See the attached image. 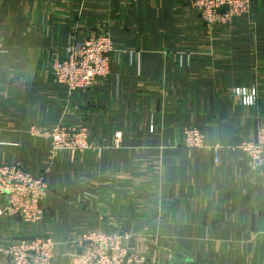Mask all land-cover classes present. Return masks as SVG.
<instances>
[{
  "label": "crops",
  "instance_id": "0c3cea01",
  "mask_svg": "<svg viewBox=\"0 0 264 264\" xmlns=\"http://www.w3.org/2000/svg\"><path fill=\"white\" fill-rule=\"evenodd\" d=\"M192 1L0 0V30L22 39L6 48L26 56L28 77L56 83L51 66L69 38L103 31L115 52L101 82L120 93L102 98L103 118L92 122V142L106 151L102 176H89L85 193L78 186L49 193L37 224L0 218V264L7 261L2 250L21 237L52 234V264H69L91 230L137 225L143 229L133 231L132 246L140 264H264V171H249L240 148L264 126V0L212 34ZM187 54L191 64L181 65ZM240 87L258 89L256 106L242 105L233 94ZM0 118L16 120L13 112ZM191 126L204 132L206 148L181 146Z\"/></svg>",
  "mask_w": 264,
  "mask_h": 264
},
{
  "label": "built area",
  "instance_id": "2783aa9c",
  "mask_svg": "<svg viewBox=\"0 0 264 264\" xmlns=\"http://www.w3.org/2000/svg\"><path fill=\"white\" fill-rule=\"evenodd\" d=\"M254 0H193L191 7L201 17L204 28L212 34L216 28L232 24L234 19L249 16ZM228 7V10H224ZM115 45L107 32L75 40L71 36L65 47V56L54 60L51 74L55 81L65 86L68 92L92 89L111 73L112 54ZM0 54L8 55L5 38L0 33ZM183 56L181 65L191 64V55ZM233 94L241 100L243 106L257 105L259 92L256 87L234 88ZM151 130H154L153 125ZM29 135L46 138L50 141L54 154L62 151L84 153L105 148L89 142L90 133L86 128L55 126L52 130L34 128ZM121 134L116 135L117 147ZM205 135L199 127L191 126L183 130L181 146L188 151L206 148ZM247 158L249 171H264V126L258 130L257 140L244 142L240 146ZM214 148V152H218ZM48 196V184L45 175L35 176L24 169L22 163H8L0 160V218H18L32 225L45 217L42 208ZM133 231H103L99 229L86 233L79 241L81 253H73L69 264H140V254L132 246ZM56 241L52 234L35 237L33 240L16 241L2 252L7 257L4 264H52L56 256Z\"/></svg>",
  "mask_w": 264,
  "mask_h": 264
},
{
  "label": "rangeland",
  "instance_id": "374dc122",
  "mask_svg": "<svg viewBox=\"0 0 264 264\" xmlns=\"http://www.w3.org/2000/svg\"><path fill=\"white\" fill-rule=\"evenodd\" d=\"M68 1L74 4L78 1L83 3L86 0ZM86 6L87 4L84 7ZM100 25L103 24L98 23V26ZM0 33L4 34L8 48L15 42L18 44L21 42L22 45L21 37L9 38L7 31L3 30H0ZM25 60L26 56L22 51L15 53L10 51L8 55L0 54V81L15 80V85L0 87V114L13 112L16 116V120H11L9 126L6 119L0 118V128L11 127L14 131L13 133L0 132V160L23 163L24 169L33 175L38 177L45 175L48 195L73 192L77 186L85 193L93 186L86 183L91 179V175L95 174L97 177L104 173L101 162L106 151L102 150L98 153V151L89 150L75 154L72 151H62L54 154L48 139L35 138L28 132L34 128L52 130L57 125L86 128L90 133L89 142L94 146H101L92 142V122L98 116L102 120L104 114L102 98L105 95L120 94L118 87L111 86L108 89L103 87V82H100L92 89L84 91L86 93L80 92V95L72 102L65 89L57 86L59 84L49 82L35 73L28 77ZM87 100H90L88 106ZM23 131H27L28 135Z\"/></svg>",
  "mask_w": 264,
  "mask_h": 264
},
{
  "label": "water",
  "instance_id": "95a60500",
  "mask_svg": "<svg viewBox=\"0 0 264 264\" xmlns=\"http://www.w3.org/2000/svg\"><path fill=\"white\" fill-rule=\"evenodd\" d=\"M224 10H228V7H224ZM257 140V139H256ZM143 229V226L137 225L134 226L133 228H130L129 231H134V232H141ZM35 237H21L18 238V241H27V240H33ZM81 253V249L78 251V254ZM183 259V256L177 255L176 260Z\"/></svg>",
  "mask_w": 264,
  "mask_h": 264
},
{
  "label": "trees",
  "instance_id": "16d2710c",
  "mask_svg": "<svg viewBox=\"0 0 264 264\" xmlns=\"http://www.w3.org/2000/svg\"><path fill=\"white\" fill-rule=\"evenodd\" d=\"M244 17H246V16H244ZM229 26V25H228ZM0 27H2L3 28V26H0ZM224 27H226V26H224ZM218 28H222V27H218ZM217 29V28H216ZM3 34V33H2ZM6 45V44H5ZM7 47V46H6ZM8 48V47H7ZM10 53V52H9ZM111 65H112V63H111ZM57 83V82H56ZM58 84V83H57ZM60 85V84H59ZM60 86H62V85H60ZM63 88H65V92H66V94H67V96L71 99V101L73 102V101H75V99L80 95L79 93L80 92H84V91H77V92H74V93H71L70 95H69V93H68V90H67V88L65 87V86H62ZM90 90V89H89ZM85 91H88V90H85ZM196 127H199V126H196ZM200 128V127H199ZM201 129V128H200ZM202 131V130H201ZM203 132V131H202ZM204 133V132H203ZM183 147V146H182ZM184 148V147H183Z\"/></svg>",
  "mask_w": 264,
  "mask_h": 264
}]
</instances>
